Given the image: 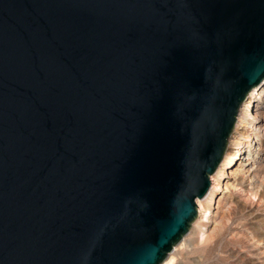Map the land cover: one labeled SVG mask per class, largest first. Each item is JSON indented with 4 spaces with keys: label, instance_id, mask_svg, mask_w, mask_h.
Listing matches in <instances>:
<instances>
[{
    "label": "water",
    "instance_id": "obj_1",
    "mask_svg": "<svg viewBox=\"0 0 264 264\" xmlns=\"http://www.w3.org/2000/svg\"><path fill=\"white\" fill-rule=\"evenodd\" d=\"M264 81V0H0V264H163Z\"/></svg>",
    "mask_w": 264,
    "mask_h": 264
},
{
    "label": "rangeland",
    "instance_id": "obj_2",
    "mask_svg": "<svg viewBox=\"0 0 264 264\" xmlns=\"http://www.w3.org/2000/svg\"><path fill=\"white\" fill-rule=\"evenodd\" d=\"M255 100L251 115L242 123L245 128L240 126L234 136L239 145L249 136L253 139L241 156L246 158L247 171L225 174L223 183L234 186L222 192L210 208L207 226L193 235L189 230L184 237L189 244L174 264H264V91Z\"/></svg>",
    "mask_w": 264,
    "mask_h": 264
},
{
    "label": "bare ground",
    "instance_id": "obj_3",
    "mask_svg": "<svg viewBox=\"0 0 264 264\" xmlns=\"http://www.w3.org/2000/svg\"><path fill=\"white\" fill-rule=\"evenodd\" d=\"M264 91V81L259 85L257 88L253 89L251 93L249 94V98L247 99L246 104H244V107L240 111V115L238 117V122L236 126L234 127V135L229 140V146L225 153V156L223 157L221 165L218 167L216 172L210 177V189L208 194L200 200H196V209H197V219L193 222L191 225V231L190 234H194V231L199 228H203L209 224L210 219H208L210 215V208L215 205V202L219 195L222 192H226L227 189H229L230 186H234V184L229 183H223L225 174L230 172L231 176H236L238 173L243 172L246 173V169L244 168L246 163L245 159L241 156L245 152L246 146H249V144L253 141L251 137L249 136L248 139L239 145L237 141L235 140L234 136L237 134L236 132L239 130V127L242 126V123H245V119L251 115L250 108L252 107L253 103L256 101L255 99L258 98L261 93ZM249 112V115L242 116L245 112ZM256 119V117H254ZM243 128H245V125H243ZM240 128V129H243ZM248 142V143H247ZM250 142V143H249ZM248 144V145H246ZM232 153V154H231ZM237 166L240 169H235L234 167ZM235 181V180H234ZM189 244L188 239H183L174 249L172 252L168 255L167 259L163 264H174L175 261L178 259V257L182 254V250L184 248H187Z\"/></svg>",
    "mask_w": 264,
    "mask_h": 264
}]
</instances>
